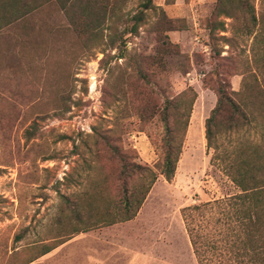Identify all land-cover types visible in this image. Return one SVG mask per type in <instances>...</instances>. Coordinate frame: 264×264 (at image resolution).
<instances>
[{"label": "rangeland", "instance_id": "obj_1", "mask_svg": "<svg viewBox=\"0 0 264 264\" xmlns=\"http://www.w3.org/2000/svg\"><path fill=\"white\" fill-rule=\"evenodd\" d=\"M115 1L116 17L125 20L140 10L142 0ZM151 2L144 24L135 34L126 33L119 49L106 46V31L97 45L75 40L56 7H42L8 25L0 22V264L23 262L29 247L63 236L70 224L82 222L90 231L114 220L126 225L117 242L108 244L118 255L111 264H197L181 210L238 191L218 163L209 164L214 153L206 150L204 122L216 103L209 86L226 79L237 92L251 74L263 85L264 0H251L258 22L249 35L236 23L220 33L237 43L228 49L217 42L216 49H223L219 56L206 28L216 0ZM118 24L119 33L124 26ZM160 34L178 51L156 66ZM189 88L196 99L174 177L167 182L158 168L160 111ZM248 108L250 124L220 136L221 148L264 143V115ZM123 162L157 176L129 221H119L121 211L113 208L121 197ZM137 182L135 176L128 184ZM16 234L22 235L17 242ZM30 264H50V252Z\"/></svg>", "mask_w": 264, "mask_h": 264}, {"label": "trees", "instance_id": "obj_2", "mask_svg": "<svg viewBox=\"0 0 264 264\" xmlns=\"http://www.w3.org/2000/svg\"><path fill=\"white\" fill-rule=\"evenodd\" d=\"M116 3L115 0H0V22L8 25L42 7H56L65 18L67 34L75 40H92L97 45L101 34L106 31V46L119 49L125 45L124 35L135 34L145 22V11L153 6L151 0H142L138 12L121 20L115 14L118 9ZM257 19L251 0H216L206 22L212 49L219 56L223 49H216L217 42L228 49L236 45L235 37L220 35L227 33L229 23H236L242 35H249L251 28L256 27ZM118 23L124 26L119 33ZM168 25L171 27V22ZM159 38L154 58L156 66L163 64L165 55L178 51L167 36L160 34ZM140 76L146 79L145 74L140 73ZM250 77L251 81L244 80L243 87L237 92L231 89L226 79H218L215 85L209 86L216 95L215 106L204 122L206 150L214 153L209 164L218 163L216 165L238 191L181 210L184 230L197 264H264V143H241L225 150L217 142L220 136L240 131L250 124L253 112L247 107L264 115V82L261 85L254 74ZM195 99L196 93L189 88L166 100L160 111L163 137L158 168L159 175L167 182L174 177ZM115 151L120 156L118 150ZM135 176L140 182L129 185ZM156 178L148 167L135 163L121 164V197L113 206L121 211L119 221H129L136 215ZM63 200L70 203L67 198ZM72 207L78 206L74 204ZM115 223L114 220L108 224ZM81 224H70L63 236L29 247V257L19 264L32 263L71 236L89 229ZM21 238V234H16L14 241Z\"/></svg>", "mask_w": 264, "mask_h": 264}, {"label": "crops", "instance_id": "obj_3", "mask_svg": "<svg viewBox=\"0 0 264 264\" xmlns=\"http://www.w3.org/2000/svg\"><path fill=\"white\" fill-rule=\"evenodd\" d=\"M126 223L110 224L96 230L74 235L50 251V264H111L118 255L111 246L117 242L118 231Z\"/></svg>", "mask_w": 264, "mask_h": 264}]
</instances>
